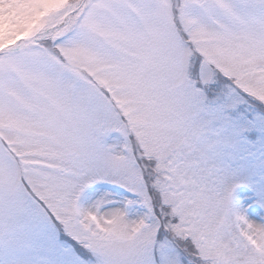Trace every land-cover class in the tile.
Instances as JSON below:
<instances>
[{
    "label": "snow or ice",
    "instance_id": "1",
    "mask_svg": "<svg viewBox=\"0 0 264 264\" xmlns=\"http://www.w3.org/2000/svg\"><path fill=\"white\" fill-rule=\"evenodd\" d=\"M0 264H264V0H0Z\"/></svg>",
    "mask_w": 264,
    "mask_h": 264
}]
</instances>
